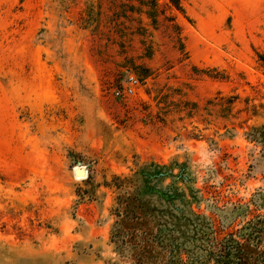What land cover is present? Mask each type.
Masks as SVG:
<instances>
[{
	"label": "rangeland",
	"instance_id": "374dc122",
	"mask_svg": "<svg viewBox=\"0 0 264 264\" xmlns=\"http://www.w3.org/2000/svg\"><path fill=\"white\" fill-rule=\"evenodd\" d=\"M180 6L0 0V264H264V0Z\"/></svg>",
	"mask_w": 264,
	"mask_h": 264
},
{
	"label": "trees",
	"instance_id": "16d2710c",
	"mask_svg": "<svg viewBox=\"0 0 264 264\" xmlns=\"http://www.w3.org/2000/svg\"><path fill=\"white\" fill-rule=\"evenodd\" d=\"M139 2H158V0H138ZM169 2H172V4L177 8L181 9L180 2L181 0H168ZM123 237V231L118 229L115 230V233L113 235V238L115 240H119ZM152 236L148 234H144L141 236H138V234L131 233V238L127 240L130 244H132V247L134 249L133 254V264H152L150 262L151 254L154 252L153 243H152ZM212 239V237H211ZM214 240H212V245L210 246L208 252L209 256L212 258L213 255L216 253V250L220 248L219 246V240L217 236L213 237ZM230 246V249L227 251V248ZM235 250V261L231 260L230 253L232 250ZM224 251V252H223ZM218 253V261L221 262V264H255L254 260L252 261L251 256L248 254V250L243 246V244L240 241H235L233 238L228 239L226 241V244L223 248L219 249ZM180 264H207V261H202L200 258L196 257L187 262V260L180 259ZM177 262L176 258H173V261H169L168 264H179Z\"/></svg>",
	"mask_w": 264,
	"mask_h": 264
},
{
	"label": "built area",
	"instance_id": "2783aa9c",
	"mask_svg": "<svg viewBox=\"0 0 264 264\" xmlns=\"http://www.w3.org/2000/svg\"><path fill=\"white\" fill-rule=\"evenodd\" d=\"M140 82L137 77L130 75L128 77V84L124 88H119L115 90L117 96H124L126 94H132L135 92V89L139 86Z\"/></svg>",
	"mask_w": 264,
	"mask_h": 264
},
{
	"label": "bare ground",
	"instance_id": "6f19581e",
	"mask_svg": "<svg viewBox=\"0 0 264 264\" xmlns=\"http://www.w3.org/2000/svg\"><path fill=\"white\" fill-rule=\"evenodd\" d=\"M78 168H81L82 170L80 171V174H77V173H76V177H77V178H84V177H86V176H87V170H86V168H85V167L77 166V167L75 168V172H76V170H77Z\"/></svg>",
	"mask_w": 264,
	"mask_h": 264
},
{
	"label": "water",
	"instance_id": "95a60500",
	"mask_svg": "<svg viewBox=\"0 0 264 264\" xmlns=\"http://www.w3.org/2000/svg\"><path fill=\"white\" fill-rule=\"evenodd\" d=\"M82 169L81 168H78L77 170H76V173L77 174H80V171H81Z\"/></svg>",
	"mask_w": 264,
	"mask_h": 264
}]
</instances>
